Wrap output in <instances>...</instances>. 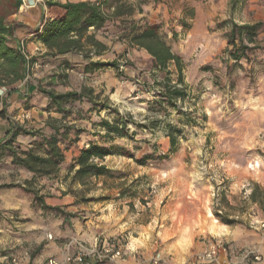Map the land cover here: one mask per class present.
Wrapping results in <instances>:
<instances>
[{
	"label": "rangeland",
	"instance_id": "374dc122",
	"mask_svg": "<svg viewBox=\"0 0 264 264\" xmlns=\"http://www.w3.org/2000/svg\"><path fill=\"white\" fill-rule=\"evenodd\" d=\"M127 1L143 8L132 19L159 24L185 62L189 95L176 103L183 114L158 102L162 87L154 80L162 82L164 73L152 70L146 50L130 46L122 37L126 24L121 20L113 19L97 31L109 49L93 58L117 61L122 73L109 67L98 75H86L84 67L57 68L50 61L46 75L56 77L59 92L85 87L97 97L94 102L84 98L67 103L70 114L64 124L71 129L60 143L65 162L57 174L38 177L28 185L48 204L60 206L62 214L35 203L33 194L20 187L33 174L14 164L7 149L0 151V264L3 255L17 256L23 264V248L32 257L43 252L39 235L48 227L52 235H47V257L39 264H51L50 260L62 264L68 253L96 240L100 244L115 241L122 250L121 264H201L200 254L216 238H223L235 251L245 247L263 251L264 195L256 192L253 201L250 194L256 185L264 190V49L252 54L249 63L244 61L243 69L227 68L222 58L229 29L223 22L229 18L238 23L262 21L258 40L264 46V0ZM51 11L54 15L57 9ZM15 15L7 22L21 24ZM36 69L30 72L29 82L41 81ZM170 70L175 84V67ZM111 77L119 82L114 85ZM6 89L0 88V113L8 114L10 104L2 100ZM104 106L154 126L130 124L133 138H116L113 144L136 158L154 152L159 159L141 165L116 153L97 160L111 174L74 181L73 158L89 141L100 142L95 135L101 130L97 124L114 117ZM23 115L18 119L12 115L10 120L31 130L43 129L38 119ZM169 123L179 130L178 145L174 153L163 157L169 152L165 136ZM29 142L21 143L29 146ZM65 214H71L66 222ZM229 259V252L223 253L215 264H228ZM85 264L110 263L87 259Z\"/></svg>",
	"mask_w": 264,
	"mask_h": 264
},
{
	"label": "trees",
	"instance_id": "16d2710c",
	"mask_svg": "<svg viewBox=\"0 0 264 264\" xmlns=\"http://www.w3.org/2000/svg\"><path fill=\"white\" fill-rule=\"evenodd\" d=\"M155 3H164L165 0H153ZM46 5L57 12L52 17L45 18L40 26L34 31L39 40L46 46L47 50L40 56H31L29 59L21 51V43H18L16 30L21 26L18 23H8V19L18 13L23 5V0H0V88H7L2 100L8 105L10 95L19 91L20 85L29 83L25 81L27 75L33 67L40 61H51L52 58L69 54L78 53L83 55L87 61L84 66L86 73L94 72L99 69L109 67L119 70L117 61L95 60L93 57L100 56L106 52L109 47L97 37V31L104 28L111 20H121L126 24L122 27V37L126 38L130 46L144 49L152 58V70L164 73V80L159 82L155 78L156 84H161L158 102L166 106L175 107L178 113L183 114L177 106V101L184 100L189 94L184 78L185 62L182 57L176 53L168 41L167 35L162 32L159 24L139 21L132 19L136 11L143 13L142 5L137 7L127 0H46ZM194 12H191L193 16ZM228 26L225 33L226 48L223 51V62L227 68L235 70L244 68V61L249 63L251 55L258 50H263L258 35L262 31L263 22L238 23L234 19H227L223 22ZM182 25H186L182 22ZM175 67L177 83L172 84L170 75L173 73L170 67ZM70 68L72 63L62 61L59 68ZM180 83L181 86L178 84ZM51 84L38 82V91L49 98V103L45 109L49 112L61 114V117L49 116L46 120V126L50 129V134H45L43 129H28L25 125L10 120L6 111H1V117L9 121L10 127L0 139V151L7 149L12 162L33 174L31 180H27L24 185H20L28 193L33 194L35 203L43 210L55 211L62 214V208L58 205L48 204L40 192L30 188L28 185L38 177H49L57 174L61 165L65 162L66 156L61 148V138L65 137L70 127L64 124L70 110L66 107L67 103L74 104L77 100L84 98L91 102L97 97L90 88L83 87L81 91L59 92L56 89L48 88ZM149 91V90H147ZM24 109H31V97L24 96ZM108 114L114 115L112 120L102 119L97 125L101 130L96 131L95 135L100 136V142L89 141L88 145L82 146L78 154L73 158L72 168L74 169L73 180L83 181L89 176L98 177L111 174L112 171L104 164L97 163V160H104L107 156L116 153H124L141 165L148 162H155L158 158L156 154L145 153L140 158L132 152H123V148L113 144L116 138L131 137L129 125L133 124L137 128H153L150 124H141L134 121L132 117L123 115L117 110H112L109 106ZM103 131V132H102ZM79 132H77L78 134ZM179 130L172 124H168L165 129V136L169 139V152L163 157H168L177 150ZM29 136V146L18 142V137ZM40 138V142L37 140ZM77 142V141H75ZM35 147L41 150L37 152ZM260 191L264 195V190L260 185H256L250 194V199L256 201V192ZM65 214L64 222L68 216Z\"/></svg>",
	"mask_w": 264,
	"mask_h": 264
},
{
	"label": "crops",
	"instance_id": "0c3cea01",
	"mask_svg": "<svg viewBox=\"0 0 264 264\" xmlns=\"http://www.w3.org/2000/svg\"><path fill=\"white\" fill-rule=\"evenodd\" d=\"M61 2H64L65 0H60ZM27 2H32L34 3V0H23V8L21 10V12H19V14H16L15 17H17L18 21H21V28H18L16 30V37H17V44L18 43H23L24 46L27 47V49L31 52V56L34 55H40L44 52H46L47 48L46 46L39 40L38 35L34 32L36 30V28L39 26V24H41V22L48 17H52L53 16V12L51 11V9L49 7H47L45 5V1L44 2H40L37 1L35 2L32 6L30 7H26L25 4ZM102 41V40H101ZM103 42V41H102ZM106 45H108L106 42H104ZM62 61H68L70 63L73 64V66H75L77 69H81L82 67H84L87 63V61H84L82 55L77 54V53H69V54H65V55H61V56H57L52 58V67H57L59 66V63H61ZM58 65V66H57ZM50 67V66H49ZM36 71H38V77H40V80L42 83L44 82H48L49 84H51L50 86L54 89H56L57 91H59V86H57L58 81L55 79L56 77L51 76L50 75H46L47 72V67L44 68H37ZM84 71V68H83ZM103 73V69H99L96 70L94 72H89L86 73V75L89 74H100ZM50 73V72H48ZM112 79V83L115 85L116 83H118V79L116 77H111ZM38 82L39 81H32L29 82L26 85H19V91L12 93L10 95V105L7 108L8 110V114L7 116H14L17 119L19 118V116L22 114H26L27 117H34L36 119H38L40 121L39 127L43 128V130L45 132H51L49 127L46 126V120L48 119L49 116H55V117H59L60 115H58L55 112H49L45 109V107L48 105L49 103V98L45 95H43L42 93H39L38 91ZM29 95V97H31L30 99V103L32 105L31 109L29 110H25L24 109V105H23V101L26 99L24 96ZM18 116V117H17ZM25 116V115H23ZM10 127L9 121H7V119H3L2 117H0V139L3 137V135L5 134V132L8 130V128ZM29 141L26 139H31V137L29 136H20L18 137V140L20 142L24 141ZM26 146V145H25ZM30 173V172H29ZM51 227H48V231H51ZM45 230L43 231V233H41V235H39L40 239H39V243L40 245H43V247L45 248L46 246H48L47 243V235H52L51 232L48 233V231ZM43 248V252H40L39 254L34 255V257H32V255L30 256L28 253V248H23L21 253L24 256V262L23 264H30V262H32V264H39L42 263L45 259H46V248L44 251ZM263 251L259 250L263 256H264V248H262ZM224 260L226 261V258L224 257ZM225 264V263H222Z\"/></svg>",
	"mask_w": 264,
	"mask_h": 264
},
{
	"label": "built area",
	"instance_id": "2783aa9c",
	"mask_svg": "<svg viewBox=\"0 0 264 264\" xmlns=\"http://www.w3.org/2000/svg\"><path fill=\"white\" fill-rule=\"evenodd\" d=\"M34 1L37 2L38 0ZM34 3L27 2L25 6L30 7ZM21 8H23V5ZM21 51L27 59L31 57V55L27 54L25 51L23 44H21ZM35 67H49V61L38 63L33 68ZM30 78L31 76L29 73L25 81H28ZM261 227L264 228V222L262 223ZM227 252H229L230 255L228 264H264V256L258 249L254 247H245L235 251L230 246L228 247L226 245V242L223 238H216L207 242L204 251L199 256V263L215 264L219 262L221 254ZM87 259L106 261L110 264H121L122 250L115 241L100 244L98 240H96L93 245H80L77 251L68 253L65 256L62 264H85ZM1 261L3 264H20L19 258L13 255H3L1 257ZM50 263L57 264L54 260H50Z\"/></svg>",
	"mask_w": 264,
	"mask_h": 264
}]
</instances>
